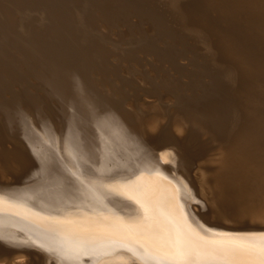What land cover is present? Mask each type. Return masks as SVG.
<instances>
[{"label":"bare ground","instance_id":"1","mask_svg":"<svg viewBox=\"0 0 264 264\" xmlns=\"http://www.w3.org/2000/svg\"><path fill=\"white\" fill-rule=\"evenodd\" d=\"M0 204V264L264 245V0H0Z\"/></svg>","mask_w":264,"mask_h":264},{"label":"snow or ice","instance_id":"2","mask_svg":"<svg viewBox=\"0 0 264 264\" xmlns=\"http://www.w3.org/2000/svg\"><path fill=\"white\" fill-rule=\"evenodd\" d=\"M3 210L0 204V211ZM176 255L172 258L178 264H193V258L202 253H217L226 256L246 255L255 257L257 264H264V245L231 246L221 249L215 241H207L196 233L191 236L178 235L176 238Z\"/></svg>","mask_w":264,"mask_h":264},{"label":"rangeland","instance_id":"3","mask_svg":"<svg viewBox=\"0 0 264 264\" xmlns=\"http://www.w3.org/2000/svg\"><path fill=\"white\" fill-rule=\"evenodd\" d=\"M236 11L238 12L237 14L241 16V17H240L241 19H242V18H246V15L242 16V15H243V12H244L243 9L237 8ZM240 18H239V19H240ZM239 19H238V20H239ZM167 36H169V35H166V37H167ZM109 38H110V39H109ZM112 38H114V39H112ZM121 38H123V37H121ZM111 39H112V40H111ZM116 39H117V40H116ZM118 39H119V40H118ZM129 39H130V41L127 42ZM132 39H133V37H131V36H130V37L128 36V38L125 37V39L123 38L124 41H123L122 39L120 40V38H118V37H114V36H111V35L108 37V40H111V41L114 40L115 42L117 41L116 43H118V45L120 44L119 46H120L121 48H122L123 46H125V47L128 46L129 43H132L133 41H137L136 38L133 39V40H132ZM125 40H126V41H125ZM131 40H132V41H131ZM119 41H120V43H119ZM121 41H122V43H123V42H125V43L122 44ZM107 43H109V44H107ZM107 43H106V44L109 45V47H112V43H110V41H108ZM159 43H160V45L162 44L161 42H159ZM159 43H158V45H159ZM130 45H131V44H130ZM160 45H159V46H160ZM160 47H161V48H163V47L166 48L167 45H166V44H162ZM117 48H118V47H117ZM115 50H116V49H115ZM115 50H114V51H115ZM118 51L120 52V49H119ZM181 55L183 56V54H181ZM181 58H182V57L179 56L177 59L180 60Z\"/></svg>","mask_w":264,"mask_h":264}]
</instances>
